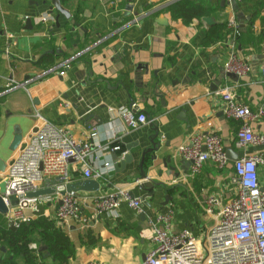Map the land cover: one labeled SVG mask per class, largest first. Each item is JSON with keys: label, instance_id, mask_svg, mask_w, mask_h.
Wrapping results in <instances>:
<instances>
[{"label": "crops", "instance_id": "obj_1", "mask_svg": "<svg viewBox=\"0 0 264 264\" xmlns=\"http://www.w3.org/2000/svg\"><path fill=\"white\" fill-rule=\"evenodd\" d=\"M52 1L1 0L0 183L18 154L48 121L80 140L95 132V144L120 147V151L101 156L98 167L108 177L98 181L104 190L96 196L124 189L142 198L145 192L135 185L140 182L138 165L157 129L162 149L154 167L145 170L150 180L162 186L155 188L154 199H147L151 207L144 206L138 214L121 199L115 214L95 217L93 203L83 204L87 224L63 229L76 248L69 264H140L154 245L150 221L170 210L175 232L189 229L202 241L209 225L204 202L217 196L225 204L234 197L233 172L231 167L223 172L208 164L200 175L190 177V166L180 159L177 148L193 135L216 133L230 150L231 165L242 157L243 152L235 147L238 124L224 117L219 93L224 86H233L239 102L253 111L264 109L260 77L264 0H211L214 10L206 16L214 18L211 27L202 19L185 26L159 12L179 0H60L68 17L55 9L51 13ZM126 18L130 20L122 27L112 29ZM161 18L168 24L158 23ZM230 22L240 31L235 40L228 28ZM215 26L225 27L227 34L208 44L207 33ZM241 35L245 39L239 43ZM51 46L60 58L45 71L39 63ZM233 51L252 68L248 76L237 80L224 71ZM65 62L69 68L60 76ZM11 81L18 85L8 88ZM123 109L145 114L149 123L128 129L118 114ZM254 130L264 134V120L256 123ZM18 132L22 139L12 151ZM260 149L251 146L246 153ZM128 153L134 161L122 170L120 163ZM167 156L177 163L175 173L164 165ZM105 163H114L113 168L105 169ZM69 172L71 184L85 180L79 164L71 162ZM259 174L264 180V169ZM86 195L80 192V198ZM167 196L172 200L165 205ZM43 212L55 217L53 207ZM0 225L10 226L6 214L0 216ZM44 263L55 264L50 259Z\"/></svg>", "mask_w": 264, "mask_h": 264}, {"label": "built area", "instance_id": "obj_2", "mask_svg": "<svg viewBox=\"0 0 264 264\" xmlns=\"http://www.w3.org/2000/svg\"><path fill=\"white\" fill-rule=\"evenodd\" d=\"M43 22L46 20L43 19ZM228 28L234 40L240 36L235 22H230ZM67 68L69 65L65 62L59 75L64 76ZM251 70L250 64L235 51L230 54L224 67L226 74H234L239 79L248 76ZM260 77L264 83V66ZM17 85L11 81L7 87ZM219 95L224 117L238 124L235 147L243 152L242 157L231 165L223 139L216 133L189 137L177 148V154L181 160L191 163L190 177L200 175L208 164L223 172L231 167L233 174L230 183L236 193L225 204L217 196L205 200L203 210L209 218V225L203 241H199L189 229L175 232L172 210L158 214L154 221H150L153 248L140 264H264V180L260 179L259 174V170L264 169V134L254 130V125L264 120V109L253 111L239 102L233 86H224ZM118 114L128 129L134 130L149 123L143 113L135 114L123 109ZM94 139L95 132L80 140L64 127L48 121L43 124L2 179L6 188L4 200L8 203L14 197L17 201L14 206L7 204L6 218L10 226L18 227L30 222L45 206L54 208V219L62 229L71 225L84 227L87 218L83 215L82 207L89 202L93 203L95 217L115 214L121 199L126 200L136 213L143 212L142 199L130 198L129 191L124 189L99 196L86 193V198H80L77 192H66L62 196L67 185L71 184V162L80 165L83 179L107 180V173L98 167L101 156L106 152L120 151V147L95 144ZM251 146L261 149L246 153ZM113 165L103 164L107 170H111ZM55 179H60L61 183L53 184ZM140 184L138 181L135 185ZM43 189H54L55 192L28 197V194Z\"/></svg>", "mask_w": 264, "mask_h": 264}, {"label": "trees", "instance_id": "obj_3", "mask_svg": "<svg viewBox=\"0 0 264 264\" xmlns=\"http://www.w3.org/2000/svg\"><path fill=\"white\" fill-rule=\"evenodd\" d=\"M112 2L116 3V0ZM210 2L211 0H179L159 12L169 15L172 21L188 26L214 10ZM158 13L154 17H157ZM129 20L124 19V22L115 24L112 29H119ZM226 34L225 27L215 26L208 31L206 42L215 43L224 39ZM243 39L245 37L241 35L239 43H242ZM59 58L60 54L51 46L50 51L40 59L39 65L48 71L55 66ZM48 207H41L34 219L18 227L0 225V264H45L46 259L55 264L70 263L76 248L56 219L44 214V209ZM33 245L36 248H32Z\"/></svg>", "mask_w": 264, "mask_h": 264}, {"label": "water", "instance_id": "obj_4", "mask_svg": "<svg viewBox=\"0 0 264 264\" xmlns=\"http://www.w3.org/2000/svg\"><path fill=\"white\" fill-rule=\"evenodd\" d=\"M53 7L51 9V13L53 12V9H55L59 14L64 15V16H69V13L67 12V10H65L62 6H61V1L60 0H53ZM158 23L160 24H164L167 25L168 22L167 20L165 21L164 19H158L157 20ZM202 22L208 26L211 27L214 25V18L211 17H204L202 18ZM256 69V67L254 68ZM228 77L233 78L234 80L239 79L236 75L234 74H227ZM131 100V97H129ZM160 134L158 133L157 129H154V135L151 136L148 139V142L150 144L149 148H146L145 150H143L141 152V159L139 162V170H140V190L145 192V195L142 196V201L144 206H146L147 208H150L151 205H149L148 202V198H152L154 199L155 196L157 195V192L155 190V188H159L162 186V183L160 182H156L154 180H150V178L148 177V173L146 172V168H150V166L153 168L154 167V162L157 159V153L162 149V145L160 140ZM22 136L20 134V132H18L17 134H15L12 146H11V150L14 151L17 149V147L19 146L20 142H21ZM131 148H127L128 152L130 151ZM227 155L230 159L231 155H230V150H226ZM149 156V160L147 159V157ZM114 160H117V154H114ZM134 161V157L132 154H125L123 160L120 163V169L124 170L125 167L127 165L132 164ZM148 162H150V164H148ZM176 162L173 161V158L171 156H167L164 165L172 172H176L177 168H176ZM188 165L190 166L191 163H188ZM3 169V164L0 163V170ZM115 170L119 172V167L116 165L115 166ZM121 170V171H122ZM159 175H161V173H159ZM186 176H187V172H186ZM48 181V180H47ZM53 184L55 183H61L60 179H55L52 181ZM5 183L1 182L0 183V214L5 215L8 212V206L7 204H9L10 206H14L16 205L17 201L14 197L10 198L8 200V203L4 200V194H5ZM104 190L103 187H101V184L96 181V180H83L82 182L79 183H74V184H68L66 187V191L62 192V196H64L66 194V192H84V193H90L92 195H95L96 193H99L100 191ZM55 191L54 189H43L40 191H37L35 193H30L28 194V197L30 198H34V197H39V196H45V195H51L53 194ZM130 198H135V195L133 194V192L129 193ZM172 200V198L170 196L166 197V202L165 205H167L170 201ZM141 219L143 221H145V215L141 216ZM4 250V249H3Z\"/></svg>", "mask_w": 264, "mask_h": 264}, {"label": "rangeland", "instance_id": "obj_5", "mask_svg": "<svg viewBox=\"0 0 264 264\" xmlns=\"http://www.w3.org/2000/svg\"><path fill=\"white\" fill-rule=\"evenodd\" d=\"M0 216L3 217L4 215L0 214ZM197 232H198V231H197ZM198 233H199V232H198ZM203 240H204V239H203ZM203 240H202V241H203ZM75 250H76V249H75ZM75 255H76V252H75ZM0 256H1V255H0ZM74 257H75V256H74Z\"/></svg>", "mask_w": 264, "mask_h": 264}]
</instances>
